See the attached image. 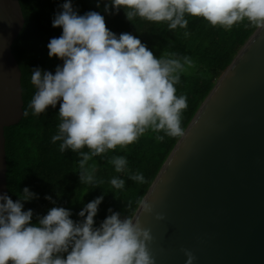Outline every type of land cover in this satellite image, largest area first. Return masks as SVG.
<instances>
[{"label": "trees", "instance_id": "obj_1", "mask_svg": "<svg viewBox=\"0 0 264 264\" xmlns=\"http://www.w3.org/2000/svg\"><path fill=\"white\" fill-rule=\"evenodd\" d=\"M0 264H107L264 0H20ZM68 65V69H64Z\"/></svg>", "mask_w": 264, "mask_h": 264}, {"label": "water", "instance_id": "obj_2", "mask_svg": "<svg viewBox=\"0 0 264 264\" xmlns=\"http://www.w3.org/2000/svg\"><path fill=\"white\" fill-rule=\"evenodd\" d=\"M20 0H0V215L5 129L24 116L12 46ZM107 264H264V20L163 164Z\"/></svg>", "mask_w": 264, "mask_h": 264}, {"label": "rangeland", "instance_id": "obj_3", "mask_svg": "<svg viewBox=\"0 0 264 264\" xmlns=\"http://www.w3.org/2000/svg\"><path fill=\"white\" fill-rule=\"evenodd\" d=\"M65 70H67L69 67L68 65L63 66ZM51 264H70L67 254L64 249H58L56 256Z\"/></svg>", "mask_w": 264, "mask_h": 264}]
</instances>
